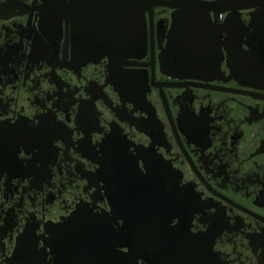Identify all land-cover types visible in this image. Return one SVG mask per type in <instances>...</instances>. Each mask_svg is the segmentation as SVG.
<instances>
[{
    "label": "flooded vegetation",
    "instance_id": "flooded-vegetation-1",
    "mask_svg": "<svg viewBox=\"0 0 264 264\" xmlns=\"http://www.w3.org/2000/svg\"><path fill=\"white\" fill-rule=\"evenodd\" d=\"M4 2L0 264H264V0Z\"/></svg>",
    "mask_w": 264,
    "mask_h": 264
},
{
    "label": "water",
    "instance_id": "water-1",
    "mask_svg": "<svg viewBox=\"0 0 264 264\" xmlns=\"http://www.w3.org/2000/svg\"><path fill=\"white\" fill-rule=\"evenodd\" d=\"M180 6L186 8V9L189 8V6L186 5V4H183V5L180 4ZM191 7L195 8V6H191ZM8 10H9V2L0 3V17L6 16L8 14ZM182 14L189 15V16H194V17L180 18L179 19V23L183 24L184 21H187V22L192 21L194 24H198L200 26V28L198 30L194 31L190 36L187 35L188 33L184 32L183 28H180L179 26L177 27V30H176L177 31V33H176L177 38L181 40L182 36H183V38H187L188 40H190L192 42L190 44L189 48H188L190 51L202 52L204 50L207 51V50L210 49L215 54H216L217 51H218L217 53L221 52V44H220V41H219L220 38H217L219 42L217 44H215V45L214 44H212V45H210V44L208 45L207 44L208 40L211 39L210 35H209L210 34L209 31L211 29L207 27V24H206L207 20L205 19V17L202 16L204 14H201L198 11V9L191 10V11H189V13L184 11V12L179 13L178 15H182ZM209 16H210V14H206V17L208 19H209ZM176 47L177 48L174 49L175 50L174 53H176V54L181 53L182 52L181 47H179V45L176 46Z\"/></svg>",
    "mask_w": 264,
    "mask_h": 264
}]
</instances>
